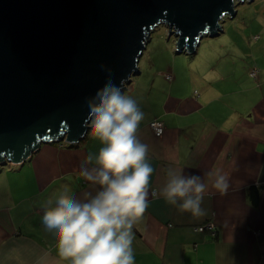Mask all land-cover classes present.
I'll list each match as a JSON object with an SVG mask.
<instances>
[{
  "label": "crops",
  "instance_id": "obj_1",
  "mask_svg": "<svg viewBox=\"0 0 264 264\" xmlns=\"http://www.w3.org/2000/svg\"><path fill=\"white\" fill-rule=\"evenodd\" d=\"M252 12L214 48L199 53L202 38L193 54L179 53L184 58L167 48V64L149 82L128 84L121 93L144 113L137 135L154 169L148 208L133 226L134 264H264V3ZM154 118L163 124L159 136L148 126ZM101 147L88 124L75 145L40 144L22 163L0 166V264H69L43 226L44 207L64 184L78 200L95 195L79 172L92 170L85 160L91 153L94 161ZM168 169L208 185L205 216L182 212L159 195ZM218 171L229 176L224 195L211 186ZM206 221L213 236L194 229Z\"/></svg>",
  "mask_w": 264,
  "mask_h": 264
},
{
  "label": "water",
  "instance_id": "obj_2",
  "mask_svg": "<svg viewBox=\"0 0 264 264\" xmlns=\"http://www.w3.org/2000/svg\"><path fill=\"white\" fill-rule=\"evenodd\" d=\"M242 1L0 0V166L40 144H77L97 93H122L139 73L154 27L174 37L176 54H193Z\"/></svg>",
  "mask_w": 264,
  "mask_h": 264
},
{
  "label": "clouds",
  "instance_id": "obj_3",
  "mask_svg": "<svg viewBox=\"0 0 264 264\" xmlns=\"http://www.w3.org/2000/svg\"><path fill=\"white\" fill-rule=\"evenodd\" d=\"M89 118L91 134L103 147L94 161L91 153L87 155L85 163L94 167L81 169L79 176L97 191L78 200L67 184L62 185L55 203L49 200L44 207L42 223L56 237L60 259L69 264H134L133 226L148 208L154 172L148 145L137 135L144 113L135 100L109 84L90 102ZM228 181L229 176L218 171L211 186L224 195ZM207 187L199 177L168 169L159 195L199 218L207 214L201 208Z\"/></svg>",
  "mask_w": 264,
  "mask_h": 264
},
{
  "label": "rangeland",
  "instance_id": "obj_4",
  "mask_svg": "<svg viewBox=\"0 0 264 264\" xmlns=\"http://www.w3.org/2000/svg\"><path fill=\"white\" fill-rule=\"evenodd\" d=\"M261 2L264 3V0H244L240 3H236L234 5V10H236L237 12L236 16L234 18L224 16L222 18V21H224V23L221 22V25L224 29L223 32H220L219 35L214 37L203 36L200 41L198 52H202V50H204V46L207 50L208 48L211 49V47L214 48L216 44L219 43V41L221 40L220 38L224 35H227V38L231 37L232 28L237 24L239 18L249 17L253 13L252 11L255 8L256 4ZM167 48H170V52L173 53L174 37L172 35L167 37V29L163 24H159L150 31L148 42L145 45L142 55L140 56L137 62V68L139 69L140 73L138 75L130 77L131 83H129L128 87L132 86V84L136 82H149L152 78V73H155L158 69H160L161 64L165 62L167 64V59L165 56L167 55ZM175 56L176 58H184L182 54H178ZM165 77L171 78V75ZM126 93L127 91H125L124 94ZM89 125H91V120L89 121Z\"/></svg>",
  "mask_w": 264,
  "mask_h": 264
},
{
  "label": "built area",
  "instance_id": "obj_5",
  "mask_svg": "<svg viewBox=\"0 0 264 264\" xmlns=\"http://www.w3.org/2000/svg\"><path fill=\"white\" fill-rule=\"evenodd\" d=\"M248 74H249V76L254 78L255 74H256V69L254 67L250 68ZM168 75H170V74H165V76H168ZM167 78H169V77H167ZM148 126H149V128L151 129L152 133L155 136H159L163 132V124H162V122L160 120H158L156 118L150 120L148 122ZM59 144L67 145V143L64 142L63 140L60 141ZM152 193H154V191H152ZM194 229L196 231H198V232L207 231L212 236L214 235V225H213V223L211 221H206L203 224H201L199 226H196ZM260 252L264 253V241H261Z\"/></svg>",
  "mask_w": 264,
  "mask_h": 264
},
{
  "label": "trees",
  "instance_id": "obj_6",
  "mask_svg": "<svg viewBox=\"0 0 264 264\" xmlns=\"http://www.w3.org/2000/svg\"><path fill=\"white\" fill-rule=\"evenodd\" d=\"M250 191H251V193H250L251 196H252L254 199H256V198H257V195H256L257 193L255 194V190H254V188L251 187V188L249 189V192H250ZM252 197H251V198H252ZM253 202H254V200H253Z\"/></svg>",
  "mask_w": 264,
  "mask_h": 264
}]
</instances>
